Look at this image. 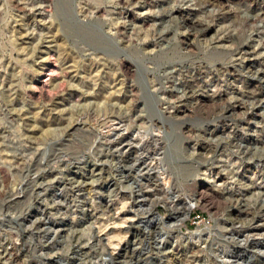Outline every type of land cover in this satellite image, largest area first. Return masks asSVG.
<instances>
[{"label":"rangeland","instance_id":"rangeland-1","mask_svg":"<svg viewBox=\"0 0 264 264\" xmlns=\"http://www.w3.org/2000/svg\"><path fill=\"white\" fill-rule=\"evenodd\" d=\"M0 264H264V0H0Z\"/></svg>","mask_w":264,"mask_h":264}]
</instances>
